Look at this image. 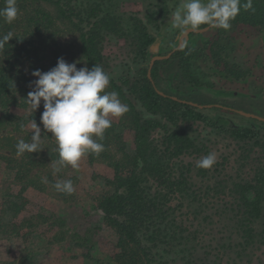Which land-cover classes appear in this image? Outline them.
<instances>
[{"label":"flooded vegetation","instance_id":"af4514ba","mask_svg":"<svg viewBox=\"0 0 264 264\" xmlns=\"http://www.w3.org/2000/svg\"><path fill=\"white\" fill-rule=\"evenodd\" d=\"M153 2L145 18L136 14L129 17L127 29L134 42L135 60L129 70L115 71L98 42L102 56L98 65L109 74L110 88L132 100L128 103L135 111L132 164L142 158L148 163H156L160 156L164 160L168 149L171 161L166 164L163 179L170 172L171 179L178 180L180 167L188 166L187 179L192 181L188 194L198 188L205 191V185L211 182L205 194V209L210 208V214L200 219L186 200L182 209L185 229L178 235L177 245L183 244L181 248L189 253L191 237L181 241L179 237L196 230L200 245L215 247L211 258L220 253L222 264H264V192L261 197L246 195L253 213L250 218L239 203V192H234V205L229 196L233 184L239 188L264 181V30L241 29L234 20L228 31L207 26L198 31L175 29L172 15L183 0ZM94 9L97 13L91 17L92 22L105 16L99 7ZM113 18L105 27L118 26L119 19ZM145 78L154 94L143 89ZM154 131L160 132L156 139L152 138ZM176 131L189 134L194 142V147L183 150L177 158L173 154L178 148ZM209 153H216V163L210 169L198 168L197 162ZM187 158L196 161L188 162ZM132 169L120 177H128ZM201 169L206 171L205 176L198 174ZM146 177L150 180L146 186L156 188L153 195L164 192L157 180ZM114 193L115 189L111 195ZM230 207L234 215L218 216ZM232 228L234 234L229 235ZM227 238L234 250L217 252L218 244H225ZM173 259V264H182L174 251L166 260Z\"/></svg>","mask_w":264,"mask_h":264},{"label":"rangeland","instance_id":"374dc122","mask_svg":"<svg viewBox=\"0 0 264 264\" xmlns=\"http://www.w3.org/2000/svg\"><path fill=\"white\" fill-rule=\"evenodd\" d=\"M78 18H62L58 8L42 0H17L19 15L8 24L0 17V36L11 31L14 38L0 50V63L15 84L18 107L12 109L18 120L30 111L26 103L31 71L47 72L63 57L77 68L88 67L82 55L78 21L91 8L102 9L107 20L119 24L101 27L99 19L86 26L99 30L101 50L115 71L134 66V42L128 32L129 17L145 18L154 0H67ZM5 0H0V8ZM116 18V19H115ZM105 29L106 31H103ZM108 91H113L110 86ZM127 104L129 97H120ZM134 104V103H133ZM42 102L37 112L41 116ZM129 111L112 120L106 130L105 151L99 156L88 154L77 168L64 167L53 175L51 162L58 159L56 141L51 133L42 132L44 150L17 155L18 140H30L29 123L22 127L0 128V264H117L119 236L100 213L101 201L111 195L116 179L133 168L134 117ZM43 129V126L40 125ZM160 134L152 133V138ZM187 158L188 162L196 161ZM44 178H47L45 182ZM57 180H71V195L56 192Z\"/></svg>","mask_w":264,"mask_h":264},{"label":"trees","instance_id":"16d2710c","mask_svg":"<svg viewBox=\"0 0 264 264\" xmlns=\"http://www.w3.org/2000/svg\"><path fill=\"white\" fill-rule=\"evenodd\" d=\"M42 1L55 5L62 18L71 22L74 18H78L75 14L76 11L67 0ZM253 8L255 11H244L242 9L234 19V23L238 24L241 29L264 30V0H253ZM96 13V9L91 8L83 20L78 21L79 24L84 23L79 36L81 52L86 62L92 67L94 64L98 65L102 60L98 49L100 29L86 28L91 23V17H96ZM98 21L101 27H105L110 23L104 17H100ZM143 89L148 94H154L146 78L144 79ZM17 107L15 84L0 63V128H19L28 124L31 119H34L39 126L41 125L40 115L37 111L35 113L31 112L18 120L12 112V109ZM189 136L187 133L176 131L177 138L175 140L178 148L173 153L176 158L183 150L188 152L189 148L194 147V142L189 139ZM137 138L139 139V135H137ZM139 148L138 146L137 149ZM138 156H140V153H138ZM164 157L166 159L163 160L160 156L156 163H148L143 158L140 163L134 161V169H132L130 175L126 178H117L115 193L101 201L99 209L108 223L116 229L119 236L118 252L113 258H115L117 264H173L176 259L168 262L166 258L174 251L179 255L182 264H222L220 253L211 258V254L215 253V247L200 245L199 234L196 230L188 232L186 236L179 237L180 241L188 240L189 236L191 237L192 246L189 253L188 249L181 248L183 244H176L178 235H182L185 229L182 209L186 200L189 204L188 208H191L192 212L200 219L206 214H210L207 212L210 208L205 209L207 198L205 194H208L207 191L211 189L212 185L209 182L208 185H205V191H203L204 188L203 190L198 188L188 194L189 182H192L187 179L186 170L188 166L180 167L181 176L178 180L171 179L170 172L165 177L166 179H163L162 177L167 173L166 164L171 161H169L168 149H166ZM141 163L144 166H141ZM198 174L205 176L206 171L201 169ZM148 175L151 180H157L160 183L164 190L162 194L161 191H156L153 195L152 193L156 190L155 186H146L150 183L149 178L146 177ZM234 192H239V203L246 210L245 216L250 218L253 213L249 211L250 203L246 199V195L253 193L257 197H261L264 192V181H259L256 186L247 183L239 188L234 187L233 184L229 195L233 200V203H231L233 205L236 200H234ZM171 202H175L174 205H171ZM233 209V207L223 209L218 216L230 217L234 215ZM246 233L247 230L244 234ZM232 234H234V228L229 231V235ZM245 236L248 237L247 234ZM226 243L228 244L226 245ZM225 248L234 250V245L229 238L226 239L225 244H218L217 252Z\"/></svg>","mask_w":264,"mask_h":264},{"label":"clouds","instance_id":"9594fccd","mask_svg":"<svg viewBox=\"0 0 264 264\" xmlns=\"http://www.w3.org/2000/svg\"><path fill=\"white\" fill-rule=\"evenodd\" d=\"M242 9L255 11L253 0H183L172 15L171 26L183 31H198L201 26L228 31ZM18 15L17 0H5L4 7L0 8V17L11 24ZM13 38L11 31L0 36V50ZM77 63H68L60 57L56 66L47 72L40 69L31 71L35 79L30 82L32 90L25 101L32 113L40 108L42 102L40 124L43 129L31 119L30 140H18L17 155L44 150L42 132L51 133L58 152V159L51 162L53 175L66 166L77 168L88 154L99 156L105 151L104 144L99 141L112 126L113 118L119 119L129 111V106L120 100L119 93L107 90L110 76L102 66L94 64L91 69L86 66L77 68ZM216 159V153H209L197 162V167L210 169ZM44 180L47 182V178ZM52 187L66 195L75 191L71 180H57Z\"/></svg>","mask_w":264,"mask_h":264}]
</instances>
